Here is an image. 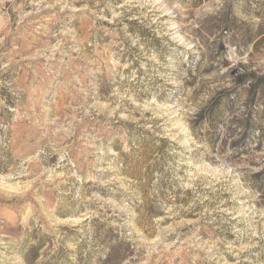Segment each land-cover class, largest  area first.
Here are the masks:
<instances>
[{
	"label": "rangeland",
	"instance_id": "obj_1",
	"mask_svg": "<svg viewBox=\"0 0 264 264\" xmlns=\"http://www.w3.org/2000/svg\"><path fill=\"white\" fill-rule=\"evenodd\" d=\"M0 264H264V0H0Z\"/></svg>",
	"mask_w": 264,
	"mask_h": 264
}]
</instances>
